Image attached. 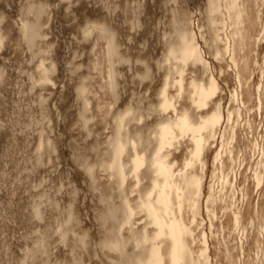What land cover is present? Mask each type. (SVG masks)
Segmentation results:
<instances>
[{"label": "clouds", "instance_id": "obj_1", "mask_svg": "<svg viewBox=\"0 0 264 264\" xmlns=\"http://www.w3.org/2000/svg\"><path fill=\"white\" fill-rule=\"evenodd\" d=\"M192 4L0 0V194L25 198V226L0 232V264H264V209L245 216V191L219 169L208 173L204 154L193 158L191 135L177 128L183 118L201 127L214 115L223 128L208 129L211 143L247 125L248 146L228 176L239 177L245 156L257 161L250 172H264V122L248 125L256 108L232 98L256 73L264 78L255 53L264 43V0ZM186 46L196 59L180 56ZM210 61L227 69L217 72ZM219 77L236 87L221 88ZM193 82L216 93L206 110L193 102ZM166 94L174 105L168 111L160 106ZM165 129L175 139L166 142ZM9 142L20 148L15 161ZM88 201L92 207L84 208ZM229 214L237 220L225 227ZM211 240L215 259L207 254Z\"/></svg>", "mask_w": 264, "mask_h": 264}, {"label": "rangeland", "instance_id": "obj_2", "mask_svg": "<svg viewBox=\"0 0 264 264\" xmlns=\"http://www.w3.org/2000/svg\"><path fill=\"white\" fill-rule=\"evenodd\" d=\"M196 3H199V0H193L192 6H195ZM151 11V9L149 10ZM159 14V13H157ZM143 37H141L142 39ZM207 39V37H205ZM197 43L200 45L201 48L204 47L203 40H197ZM256 53V62L261 63L264 62V43L257 42L255 47ZM216 69L217 72H222L227 69L226 65H219L215 61H210ZM231 76V73H229ZM218 82L220 83L221 88H227L228 90H233L236 87V83L230 80L228 77H219ZM183 83V81H182ZM197 83V82H196ZM198 84V83H197ZM184 88V84H182ZM147 87V85H145ZM241 91L240 92H232V98L235 99H242L245 105H248L249 108H256V111L252 112L249 117H247L248 125H259L260 123L264 122V78L260 76L259 73H256L251 77L250 84L245 87L243 84L240 85ZM58 91V89H57ZM216 96V95H215ZM225 96H228V93L225 92ZM71 98L69 94V99ZM219 97H217L218 99ZM55 99V97L53 98ZM128 98L125 97L122 101L127 102ZM236 118L234 117L233 120ZM241 124H244V113L241 111V115L239 117ZM223 128V124L220 122L219 125L215 126ZM213 128V129H214ZM53 129H56L55 121H53ZM64 129L61 128L60 131ZM250 128L245 125H236L233 127L231 136L229 137L227 134L224 135H213L211 139V143H208V146L205 149L204 156L208 160V173H215L216 169L220 170L222 178L227 177L229 183H234V186L238 189H242L245 191L248 201L245 205V216L252 214V209H264V172H256L252 173L249 171L250 165H255L257 163L256 160H250L249 156H245L244 160L245 163L243 167L239 169V177H232L228 176L229 171H236V168L233 165V161H235L241 152L244 151V148L248 146V136ZM260 135H264V128L259 129ZM251 134L256 135V128H251ZM256 142H253V146H255ZM4 144L3 137H0V146ZM34 143L30 142L27 145H22L25 151H29L32 147H34ZM6 151L10 157L15 161L19 159L16 155L20 152V148L12 144L11 142L6 145ZM63 156H67L68 152L65 150L62 153ZM250 155H256L255 152L251 153ZM63 163V161H61ZM246 177H251V179H247ZM208 181L205 180V188L203 190V195L207 197L208 189H207ZM246 185V187H245ZM24 197L22 193L17 192V194H12L9 191H5L0 194V201H3V207L0 208V232H11L13 230H18L25 226V218H24ZM240 199V196L237 195V200ZM84 208H91L92 204L91 201L84 203ZM89 215V221L92 219V215L90 213H86ZM200 215L204 217V230L207 234L209 224L207 223V214L203 210V201H201V212ZM233 223L236 222L237 218L232 217L229 214L223 221V225L227 227L229 225V221ZM221 221L219 219V213L217 214V223L212 225L213 229L220 227ZM86 226H88L86 224ZM227 234H225L226 238ZM255 238V234H254ZM253 241L248 240L247 245L248 247L252 246ZM217 244L216 240H211L207 242V249H208V256L211 259H215L218 255L214 245ZM241 247H244L243 243ZM248 247H244V252L247 253ZM59 255H63L61 252ZM85 264H101V261L85 258ZM217 264H224L223 258L217 261Z\"/></svg>", "mask_w": 264, "mask_h": 264}, {"label": "bare ground", "instance_id": "obj_3", "mask_svg": "<svg viewBox=\"0 0 264 264\" xmlns=\"http://www.w3.org/2000/svg\"><path fill=\"white\" fill-rule=\"evenodd\" d=\"M180 56L185 60V62H187L188 60L196 59L197 53L190 46H186L181 50ZM178 83H180L181 89L183 90L182 81H178ZM192 89L194 97L193 102L201 109L206 110L208 108V101L216 95L214 89L211 86L205 87L204 85H198L196 82L192 83ZM160 106L164 111H168L170 108L174 107L167 94L164 96ZM169 114L171 115V112ZM219 123L220 122L216 120L214 115L206 118L201 127H195L187 118H183L177 123V128L179 129L181 135H191L192 137V143L195 146V152L193 153L194 159L199 160L201 154H204L205 149L208 146L209 142L205 138L204 134L209 128H214L215 126L219 125ZM163 134L166 142H168L170 138L175 139L171 131L168 129H165ZM180 237L181 227L177 225L174 229V238L177 240L178 249L181 245Z\"/></svg>", "mask_w": 264, "mask_h": 264}]
</instances>
